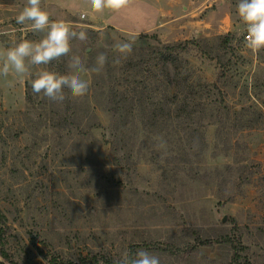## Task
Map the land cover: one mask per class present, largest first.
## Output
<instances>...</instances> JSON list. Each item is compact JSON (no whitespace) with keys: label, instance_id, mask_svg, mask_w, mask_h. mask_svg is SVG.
Segmentation results:
<instances>
[{"label":"rangeland","instance_id":"374dc122","mask_svg":"<svg viewBox=\"0 0 264 264\" xmlns=\"http://www.w3.org/2000/svg\"><path fill=\"white\" fill-rule=\"evenodd\" d=\"M238 2L228 0L234 39L220 48L219 38L227 34L175 41L153 32L122 30H141L151 23L148 10L130 0L118 12L105 10L94 17L89 0H41L51 20H63L88 36L84 42L73 39L68 56L57 60L64 68L50 71L68 72L72 55L80 56L86 66L93 53L96 66L97 56L113 58L118 53L114 45L121 41L139 49L196 40L194 44L212 58L190 46L178 54L177 80L183 83L186 77L210 84L213 99L224 104H217L212 113L198 103L188 108L197 111L191 120L187 110L183 115L172 112L171 120L164 102L172 95L184 97L176 87L167 89L168 78L175 84L177 74L172 68L168 73L167 67L139 75L140 68L132 65L144 52L137 51L126 74L130 83L151 86L148 93L154 94L152 101L162 112L150 117L152 102L146 100L142 108H134V115L125 114L129 105L122 97L126 85L121 86L118 102L111 104L118 110L116 116L96 107L93 119L89 115L83 122L82 129L90 133L87 139L77 138L76 143L88 149L82 152L80 147L70 148L73 138L67 130L59 142L58 128L52 132L43 127L52 128L55 117L45 107L49 100L39 94L34 93L35 106H29L27 77L0 75V230L3 226L6 248L17 262L48 264L57 259L79 264L81 255L104 254L124 264L145 250L157 255L160 264H231L232 245L192 251L199 233L241 242L246 250L233 264H244L247 258L251 264H264V50L253 54L246 47ZM25 4L26 0H0V33H9L0 35V52L24 39L43 37L16 23ZM121 67L125 69L121 64L116 69L123 79ZM159 244L174 246L176 256L153 252Z\"/></svg>","mask_w":264,"mask_h":264},{"label":"trees","instance_id":"16d2710c","mask_svg":"<svg viewBox=\"0 0 264 264\" xmlns=\"http://www.w3.org/2000/svg\"><path fill=\"white\" fill-rule=\"evenodd\" d=\"M232 38L234 39L233 33H229L226 36L219 38L223 43V44H220L219 47L227 48ZM194 43H197V41L191 40L185 43L181 42V43H174V44H167V45L164 44L161 46H153V47L139 48V49L137 47H133L132 53L129 54L126 59L123 58L121 55H118V53H115L113 58L108 57L106 54L107 62L105 64L104 69L98 74L92 73L93 86H91V89L93 91L91 90L90 94L88 92V94L82 98H75V99L67 98L64 102H61V103L49 101L50 106L47 104L45 105V107H50L52 109L51 112L55 118H51L52 120H50V122L53 123L52 128H49V127L46 128L45 125L43 127L47 131L51 130L52 132H54L55 128L56 129L58 128L59 134L57 133V140H59V142L60 140L63 139V135L61 133L67 130L68 136L70 138H73L70 144L72 145V147L70 148L74 150L75 147H80V144L76 143L77 138L81 137V138L87 139L90 133L89 129L84 128V130L86 129L85 131L82 129L81 126L83 125V122L84 121L87 122V120H90L89 115L93 119L94 116L92 114V111L95 110L96 107H99V108L101 107V109H103L104 111L113 113V116H116L118 113V110L112 109L111 104L112 102H115L114 104L118 102V94L120 92L119 87L121 86L123 87L125 85L126 86L122 90L123 91L122 97H123V101L127 105H129L128 106L129 109L125 111V114L127 113L129 115L130 114L134 115L133 114L134 108L136 110L138 107L142 108L141 106H143L145 104V101L148 100L152 102L149 105L151 109L148 112V114L150 115V117L152 115L153 116L158 115L160 112H162V110L157 109L156 108L157 105L152 101V98L155 99V97H153L154 94H152L151 96L148 93L151 86L150 87L147 86L148 84L144 82L140 84L141 82H137V80H134L132 83H130L131 82L130 75L126 74V72L128 71V68L130 67V65H132L130 63L132 62L134 54L137 51L144 52L138 55L137 58L139 60L136 61L134 65H132L133 68L135 67L140 68L137 72L139 75L143 73L152 74V71H154L155 69L163 70L168 67V71H169L168 73L170 74L173 71L172 69L175 70L176 73L175 72L174 73L177 74V77H176V80H177L179 77V74H178L179 66H177L175 62L177 61L178 54L186 52L190 46L193 45L195 48L199 49L203 55L209 58H212L211 54L210 53L208 54L202 48L200 44H194ZM175 54L176 56L174 57ZM87 57H89L90 63H87L86 67L88 68L94 67V63L92 60L93 53H91ZM117 57H120L119 64L125 67V69L121 67L123 70L121 73L123 79H121V77L119 78L117 74L118 71L116 68L118 64L114 63V60ZM218 61L220 63L221 60L219 59ZM170 65L173 67H170ZM56 66L59 67L60 69L64 68V66L61 64L57 65V60H54L49 65H47V69L50 70ZM173 79H170V77L168 78L167 89L171 87L170 89L172 90L173 89L172 87H176L180 89L181 93L182 92L184 93V97H179V99H177L176 95H172L171 97L174 96L173 98H169L168 101L164 102V106L168 107V110L170 111L168 112V115H167L168 117H170V119L174 115L172 114V112L174 113L180 112V114L183 115L182 111L187 110L188 112H186L185 115H187L186 117H189V119L191 120V117L194 114H196L197 111H196V108H192L191 111H189L188 108L194 107L195 105H198V103H200L198 106H200L201 108L203 107L204 110H209L212 113H216L214 110L217 109V104L218 105L224 104V100L217 101L216 99H213V95H211V92H210L211 91L210 84H205V83L201 84V82L193 83V82H190L189 78H186V77L183 78V79H186V82L183 81L182 83L180 79V80L175 81V84H174ZM27 85L28 87H27V92H26V100L29 106L30 105L35 106L36 100L34 98V93L32 89L29 87L30 84L28 83ZM213 87L214 88L218 87L217 82L213 83ZM100 96L102 97V100H100ZM105 102L107 103L105 104ZM178 105H180V108L178 107ZM219 110H221L220 106H219ZM219 110H217L218 113H220ZM46 114H49V113H46ZM178 117H180V115ZM58 119L61 120V124L57 123ZM58 145L60 147L61 144H58ZM64 147L66 148V146ZM80 148L83 149L82 152L87 149L86 147H80ZM92 152H93V149H90V152L88 153H92ZM58 158L60 157L58 156ZM89 159H90V156H89ZM0 224L3 225V220L1 218H0ZM3 234H4V229L2 226L0 230V258H2L5 262L0 261V264H20L11 255L9 249L6 248V244L2 236ZM214 245H219L221 247L232 245L233 253H231V256H230L231 264L237 263L241 257L240 253L246 250L245 246H243L241 242L238 241L237 243H235V241L231 239L229 236H221L218 239H212V238H203L199 233L195 235L193 239V245L190 246V249L192 251H195V250L198 251L202 248L213 247ZM155 249L156 250L153 251L155 253L169 254L171 256H176L175 255L176 248L174 246L168 245L166 246V248H163V246L159 244ZM132 250H136V249L133 247ZM79 262H80L79 264H115L114 260L110 259L104 254H94V255L88 254L87 256L81 255L79 257ZM48 264H77V263L76 262L73 263L72 261L58 262L57 259H54V260L50 259L48 260ZM244 264H251L248 258L245 260Z\"/></svg>","mask_w":264,"mask_h":264},{"label":"clouds","instance_id":"9594fccd","mask_svg":"<svg viewBox=\"0 0 264 264\" xmlns=\"http://www.w3.org/2000/svg\"><path fill=\"white\" fill-rule=\"evenodd\" d=\"M90 15L105 10L118 12L124 8L128 0H89ZM239 18L246 25V47L253 54L264 50V0H239L237 5ZM30 22V23H29ZM16 23L25 25L27 31L44 33L38 41L24 39L13 47L0 52V75L27 77L31 82L33 93L39 94L49 101L61 103L67 98H82L89 92L92 73H100L107 62L103 53L96 58V66L88 68L80 56L72 55L67 61L68 72L61 74L39 66L49 65L52 61L68 56L71 52V41L77 39L87 41L85 32L77 33L63 20H51L47 10L41 7V0H26V4L16 16ZM0 35H9L7 31ZM115 50L123 58L133 51V42L121 41L114 45ZM120 63V57L114 60ZM36 66L37 71L30 69ZM87 76V79H82ZM124 264H160V258L148 251L141 250L130 262Z\"/></svg>","mask_w":264,"mask_h":264},{"label":"crops","instance_id":"0c3cea01","mask_svg":"<svg viewBox=\"0 0 264 264\" xmlns=\"http://www.w3.org/2000/svg\"><path fill=\"white\" fill-rule=\"evenodd\" d=\"M143 5L149 13L151 23L144 29L122 30L135 33H157L165 39L175 41L192 37H209L211 34L225 35L235 29L228 0H130ZM212 3L218 5L212 6ZM148 15V14H147ZM111 25V24H110ZM185 31V32H184ZM185 34V35H184ZM181 35H184L181 37ZM163 37V38H164Z\"/></svg>","mask_w":264,"mask_h":264},{"label":"built area","instance_id":"2783aa9c","mask_svg":"<svg viewBox=\"0 0 264 264\" xmlns=\"http://www.w3.org/2000/svg\"><path fill=\"white\" fill-rule=\"evenodd\" d=\"M80 17H81V19H86V14L85 13H82L81 15H80ZM246 32H245V34H244V40H245V37H246Z\"/></svg>","mask_w":264,"mask_h":264},{"label":"water","instance_id":"95a60500","mask_svg":"<svg viewBox=\"0 0 264 264\" xmlns=\"http://www.w3.org/2000/svg\"><path fill=\"white\" fill-rule=\"evenodd\" d=\"M223 221H225V218L223 219Z\"/></svg>","mask_w":264,"mask_h":264}]
</instances>
